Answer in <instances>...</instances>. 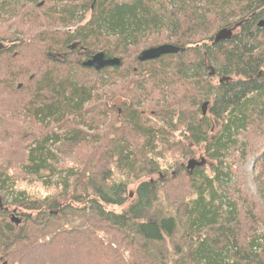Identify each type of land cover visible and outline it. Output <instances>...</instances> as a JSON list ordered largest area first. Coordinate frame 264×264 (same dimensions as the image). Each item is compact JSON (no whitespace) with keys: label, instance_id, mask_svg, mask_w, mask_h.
<instances>
[{"label":"trees","instance_id":"obj_1","mask_svg":"<svg viewBox=\"0 0 264 264\" xmlns=\"http://www.w3.org/2000/svg\"><path fill=\"white\" fill-rule=\"evenodd\" d=\"M261 21L264 0H0V264H37L46 247L67 241L106 258L84 228L54 226L66 211L108 223L131 255L125 264H264ZM233 26L230 41L214 44ZM162 44L184 50L138 61ZM99 52L121 65L85 68ZM113 109L123 132L96 147L101 168L70 165L87 135L80 126L106 123ZM42 126L46 136L31 130ZM181 126L186 146L212 161L209 174L185 173V164L163 170L178 150L170 132ZM252 158L255 190L241 171ZM20 176L58 193L35 198ZM180 177L188 191L171 201L164 185ZM14 210L27 226L11 223Z\"/></svg>","mask_w":264,"mask_h":264},{"label":"rangeland","instance_id":"obj_2","mask_svg":"<svg viewBox=\"0 0 264 264\" xmlns=\"http://www.w3.org/2000/svg\"><path fill=\"white\" fill-rule=\"evenodd\" d=\"M90 17V14L87 18ZM3 43V42H2ZM3 44H7V42H4ZM212 44V43H210ZM125 62H130L128 59L123 58ZM83 73V71H82ZM92 72H84V75L86 76H92L90 74ZM117 77V76H116ZM125 101V99H117L115 101L116 108H121L122 103ZM105 101H103L104 103ZM206 102V100H202L200 102V105L202 103ZM98 104V98L96 99L93 106ZM185 108V107H184ZM117 109L111 110L110 115L108 116V120L106 123H98L94 125L93 128L87 127V126H80V129L85 132L87 135L84 137V139L81 141L80 146L78 148L77 152H74L72 155H69L70 158L73 156V162L72 159H69V164L74 165L77 168H81L82 166H85L86 164H92L93 167L98 166V169L101 168L102 163L99 161V156L97 157L96 147H103L106 142V138L108 134H112V136L117 133L118 136H122L121 132H123V119L118 118V111ZM201 109V106H200ZM209 111V110H208ZM120 114V113H119ZM23 123V122H22ZM24 124V123H23ZM23 126V125H21ZM34 126V125H33ZM32 132L36 133L38 136L39 133L43 132L41 134L42 136H46L48 134V131L44 126L41 127H31ZM185 131V128L182 126L179 127V130L176 131L174 134L170 132V139L172 143H176L178 150L176 151V154L168 156V160L171 164V166H164L163 170L166 169L169 172L175 173L178 164L184 165L185 164V173H188L187 165L189 160L196 158L195 160L200 161L202 157L206 159V164L204 166L206 174H209L211 171V165L213 164L212 161L208 156H206L205 152L202 150L203 147H189L186 145H192L188 140H186L182 134V132ZM97 157V162L95 163V158ZM239 155L237 156V158ZM234 162V161H233ZM234 164H236L234 162ZM82 165V166H81ZM87 166V165H86ZM88 169V168H87ZM241 171L244 172L245 175H249V178H245V182L247 186L253 190H255V184H254V176L256 171L254 170V159L252 158L250 161L245 163ZM22 177V176H20ZM238 177L234 176L233 179L237 181V185L239 183ZM234 183V181H233ZM185 179L183 177H180L178 180L169 179L168 182L164 185L165 192L169 193L171 195V201L175 200L177 197H184L187 193V187H185ZM19 187H22V190H28V192L35 198L45 197L46 195L53 196L58 193L56 188H44L39 184L35 185H27L26 181H24V178L22 177L21 180H19ZM128 192H132V190H136V184H131L128 186ZM26 188V189H24ZM134 197V196H133ZM11 210H13L15 207L8 205ZM109 211H114L115 213H120L122 211V208L120 207H107ZM82 213H77V215L73 216L70 211H66L64 213H60L57 218L53 219V223L55 227H66V228H73V227H81L87 230L90 234L92 240H95V243L97 246L105 252L106 258L104 256H101L98 254L95 257H92V254L89 251H86V246L82 245V243H72L71 241H67L68 243L65 247L60 246L59 250L53 251V249L49 247H46L45 252L47 253L45 257L39 258L37 257L34 263L37 264H50L49 261L51 260H57V264H63L62 261H65L66 264H125L121 261V257L126 259H131V255L128 252H125L123 249H121L118 245V242L120 241V237L117 236L113 231L112 233H108L106 228L108 223H104L101 220H98L96 217L91 218L89 222H85L83 219H81ZM18 218L21 219V224L19 227H25L27 226V220L22 215V213L18 212L17 215ZM8 219L11 221V223L15 226L14 222H12V216L11 213L8 215ZM16 227V226H15ZM17 227V228H19ZM106 236H108L106 238ZM110 237V238H109ZM58 246V245H57ZM61 251V252H59ZM118 251V252H117ZM130 252V251H129ZM60 253V254H59ZM94 253V252H93ZM95 254V253H94ZM116 258V263H115Z\"/></svg>","mask_w":264,"mask_h":264},{"label":"water","instance_id":"obj_3","mask_svg":"<svg viewBox=\"0 0 264 264\" xmlns=\"http://www.w3.org/2000/svg\"><path fill=\"white\" fill-rule=\"evenodd\" d=\"M264 22L261 21L259 26H263ZM236 27L231 28H223L221 29L216 35L214 39V44H218L225 41H230L234 37V31ZM78 44H73L72 49L76 48ZM4 44L0 43V51L4 49ZM184 49H181L178 46H175L173 44H162L157 47H152L146 50H143L141 53H139L137 59L140 62H147V61H153L157 60L165 55H171V54H177L180 51H183ZM122 63L121 59L118 57L114 58H107L104 52H99L92 56L89 60L83 62V66L85 68L95 69L96 71H101L105 68H112V67H118ZM210 102L206 101L202 104V114L203 116L207 115L208 108H209ZM206 164L205 158H201L200 161H197L195 159H191L188 162L187 170L189 172H193L196 168H202ZM133 194H131V197ZM12 222H14L16 227H19L21 224V219L17 217V210H14L12 213Z\"/></svg>","mask_w":264,"mask_h":264},{"label":"flooded vegetation","instance_id":"obj_4","mask_svg":"<svg viewBox=\"0 0 264 264\" xmlns=\"http://www.w3.org/2000/svg\"><path fill=\"white\" fill-rule=\"evenodd\" d=\"M233 27H235V26H233ZM237 28V27H236ZM119 67V66H118ZM112 68H114V67H112ZM95 70V69H94ZM104 70V69H103ZM121 110V109H120Z\"/></svg>","mask_w":264,"mask_h":264}]
</instances>
